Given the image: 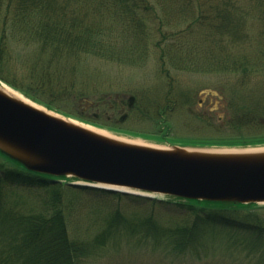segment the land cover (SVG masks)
Listing matches in <instances>:
<instances>
[{
    "label": "trees",
    "instance_id": "16d2710c",
    "mask_svg": "<svg viewBox=\"0 0 264 264\" xmlns=\"http://www.w3.org/2000/svg\"><path fill=\"white\" fill-rule=\"evenodd\" d=\"M160 1L167 2L169 7L173 5L183 18L190 19L184 29L168 33L163 30L158 0H0V80L49 109L95 121L94 114L85 111L89 107L85 100L95 94L96 87L79 80L77 73L82 72L79 61L91 57L136 64L138 61L133 56L141 59L147 46L145 38L153 36L156 40L151 44L159 50L157 63L167 83L143 101L136 97L129 111L156 119L155 124L164 131L168 116L194 99L169 75L168 68L193 70L199 59L195 46L187 47L201 40L199 35L211 36L212 43L213 35H218L228 48L249 40L250 25L246 23L245 12L233 14L235 8L230 0ZM256 4L262 8L264 19V0ZM262 58L264 52L257 55L255 64L264 65ZM220 59L223 64L231 61L233 67L250 64L248 60L233 59L226 54ZM17 68L23 76L20 82L14 76ZM240 69L243 74L240 90H252L256 95H244L245 101L229 103L231 120L226 124L233 132L217 136L218 141L225 146L261 145L264 131L255 130V126H264V78L254 81L255 87L246 89L244 80L260 72ZM108 101L101 97L92 106L108 109L109 104H114L118 108L116 100ZM0 157V194L6 188L26 190L48 212L43 216L22 208L16 200L0 199V264H87L105 257L109 250H118L123 239L129 249L157 252L160 260L155 264H193L208 254L203 227L210 225L247 234L241 242L235 236L228 238L224 251L230 253L229 258L237 259L234 252L239 250H247L246 255L256 250L263 253L256 264H264V211H261L264 205L170 196L150 198L74 185L72 179L31 172L1 153ZM91 201H109L115 209L94 220L95 232L86 238L70 236L66 215ZM120 207L145 208L148 214L138 223H127L118 210ZM165 214L181 216L175 219L178 225L173 230L160 229L152 218ZM117 255L122 257L119 252ZM115 263L116 260L112 264Z\"/></svg>",
    "mask_w": 264,
    "mask_h": 264
},
{
    "label": "rangeland",
    "instance_id": "374dc122",
    "mask_svg": "<svg viewBox=\"0 0 264 264\" xmlns=\"http://www.w3.org/2000/svg\"><path fill=\"white\" fill-rule=\"evenodd\" d=\"M257 1L258 0H230L232 6L235 8L233 14L239 15L241 11L245 12V16L248 14L246 21V23L250 25L248 41L242 44L237 43L236 45H231L226 48L225 41H219L218 35H213L214 42L212 43L210 41L212 39L210 38L211 36L205 37L206 34H198L201 40L187 47L195 46V55L199 59L196 66L192 68L193 70L181 71L168 68L170 71L169 75L178 82V85H182L183 88L181 87V89H184L185 93H191L194 99L193 101L191 100L192 102L190 104L177 108L168 116L164 125V131L166 130L165 134L164 131H161L162 129L155 124L156 119L137 116L135 113L129 111L128 117L123 123H108L103 118L104 114L108 112L107 107L92 106V104L101 97L105 98L107 101H113L128 95H133L135 99L138 97L137 99H140L139 101H143L147 99L146 97L149 98L155 89L167 83L165 73L162 71V67L157 63V54L159 50L151 44V41L156 40L153 36L152 38H147L148 41L145 38L147 46L143 48L145 53L141 56V59H137L138 56H133V58L138 61L136 64H122L91 57L83 58L81 62L79 61V68L82 70V72L77 73L79 80L90 82L96 87L94 91L95 94L85 100L87 103H91L85 111H87L88 114L98 113L100 115V118L95 121L90 117L70 116L54 109H49L1 80L0 84L4 83L27 99L43 107V110L47 112H54V114L62 118L73 119L93 128L104 130L110 133L111 136L138 141L143 145L162 148L181 146L211 150H239L242 147L250 148L264 146V144L221 145L223 143L218 141L217 136L232 134L233 131L229 133H225L222 129L214 131L206 124L208 116H213V121L216 125L218 124V116L221 117L222 120H225L223 114L224 109L227 112L231 111L229 107L231 101L239 102L245 99L244 95H249L250 97L256 95V92L252 90H249V92H242L240 90L241 83H243L241 81L243 74L240 68H246L250 71L257 70L260 72V74L249 75L250 80H244V85H248L246 89L255 87L256 82L254 81L264 78V65L255 64L257 55L264 52V19L261 18L262 8L256 4ZM158 2L160 5H158L157 8L164 22L163 30L165 32H177V29L181 30L187 26L186 24L190 19L183 18L180 11H176L172 8L173 5L169 4L171 5L169 7L167 2L162 3L160 0H158ZM117 39L119 41V38ZM131 41L132 39H130L129 42ZM191 41L192 39L189 42ZM166 44H168V42L164 44V48L167 49ZM225 54L233 59L248 60L251 65L249 64L246 67L236 65L233 67L234 64L232 65L231 61L228 60L225 61L227 62L226 64H223L220 57ZM211 58L214 59L211 60ZM259 58L261 57L259 56ZM263 60L264 58H262V61ZM14 76L16 82H20L21 77H23L21 70L17 68V73H14ZM260 85L261 84H259L258 87ZM248 101L249 103L252 102L251 100ZM222 105L223 109H221ZM255 130L263 132L264 126H255ZM0 160H2L1 157ZM13 189L14 188L4 189L3 193L0 194V199L4 202L16 200L22 205V208L28 211L40 213L43 216L48 215L46 208L35 195L26 190ZM114 209L115 206L112 202L91 201L80 209H76L72 213L67 214L66 219L70 236L86 238V235L95 232V227L97 225H93L92 222L107 216L114 211ZM118 210L127 223H138L146 218L148 214L145 208L127 209L125 207H120ZM261 211H264V209ZM180 217L179 214H165L153 216L152 218L160 229L173 230L178 225L176 220ZM203 231L205 245L209 251L206 256L199 260L200 262L194 260L193 264H256L263 255V253L256 250H252L251 252L248 251L246 255L247 250L243 249L234 252L237 259L232 260L228 257L230 253L226 254L224 251L228 238L236 237L241 242L247 234L219 225L205 226L203 227ZM121 243L122 247H118L119 251L115 250V252H113L114 250H109L105 257L90 260L87 264H112L115 260V264H155L154 262L160 260L157 252L145 251L137 247L129 249L130 246L124 239ZM118 252L122 254V257L117 255ZM173 263L178 264V262ZM185 264L189 263L185 262Z\"/></svg>",
    "mask_w": 264,
    "mask_h": 264
},
{
    "label": "water",
    "instance_id": "95a60500",
    "mask_svg": "<svg viewBox=\"0 0 264 264\" xmlns=\"http://www.w3.org/2000/svg\"><path fill=\"white\" fill-rule=\"evenodd\" d=\"M126 100L130 110L135 97ZM126 117L123 113L118 121ZM0 153L28 171L69 178L74 185L150 198L264 204V146L211 150L133 144L71 124L1 90Z\"/></svg>",
    "mask_w": 264,
    "mask_h": 264
},
{
    "label": "flooded vegetation",
    "instance_id": "af4514ba",
    "mask_svg": "<svg viewBox=\"0 0 264 264\" xmlns=\"http://www.w3.org/2000/svg\"><path fill=\"white\" fill-rule=\"evenodd\" d=\"M116 103L118 104V108L114 104H109V106H108V112L106 114H104V117L103 118L108 123L114 122L116 124H121L118 121L119 118H120V116L123 113H127V117H128V112H129V110L126 107L127 106L126 97H122L119 100L117 99L116 100ZM221 109H223V105L221 106ZM93 114H94V117L96 119H99L100 118V115L98 113H93ZM223 114H224L225 120H222L221 117H219V116L217 117L218 124H219V125L217 124L218 126L214 123L213 116H208V121L206 122L207 126H209L210 128H212L214 131H219V130L222 129L225 133H229L231 130H230V128H228L226 122L228 120H231V117L229 115V112L225 111V109H224V113Z\"/></svg>",
    "mask_w": 264,
    "mask_h": 264
},
{
    "label": "bare ground",
    "instance_id": "6f19581e",
    "mask_svg": "<svg viewBox=\"0 0 264 264\" xmlns=\"http://www.w3.org/2000/svg\"><path fill=\"white\" fill-rule=\"evenodd\" d=\"M0 90L3 91L4 93H6L7 95L13 96L14 98H17V99H19V100H21V101H23V102H25L27 104H30L32 106H35V107L43 110V107H41L38 104L34 103L33 101L27 99L25 96L21 95L19 92L15 91V90L11 89L10 87H8L7 85H5L4 83H1L0 84ZM43 111H45V110H43ZM48 113L51 114V115H53V116L60 117V116L54 114V112H50L49 111ZM63 119L66 120V121H68L71 124L78 125V126L84 128V129H87L89 131H92V132H95V133H98V134H101V135H104V136H111L110 133H108V132H106L104 130L96 129V128H93V127H91L89 125L79 123L76 120H73V119H65V118H63ZM123 141L129 142V143H133V144H140L138 141L124 140V139H123ZM223 152H226V151H223Z\"/></svg>",
    "mask_w": 264,
    "mask_h": 264
}]
</instances>
